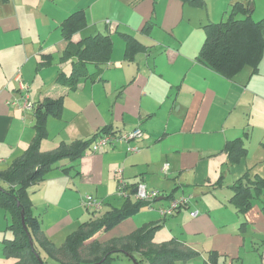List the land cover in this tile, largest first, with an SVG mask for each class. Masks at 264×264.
Returning <instances> with one entry per match:
<instances>
[{
  "label": "crops",
  "instance_id": "obj_1",
  "mask_svg": "<svg viewBox=\"0 0 264 264\" xmlns=\"http://www.w3.org/2000/svg\"><path fill=\"white\" fill-rule=\"evenodd\" d=\"M193 1L0 0V170L24 154L35 134L34 114L11 104L15 100H63L61 115L47 120L41 153L61 142L86 141L102 128L143 133L62 161L30 187L32 214L49 241H64L88 219L85 195L116 208L136 202L132 188L118 195L122 181L143 183L159 196L151 208L98 232L100 241L159 225L153 239L160 234L165 240L153 243L174 240L195 254L183 261L203 257L207 264H234L241 246L252 251L264 245V54L255 68L244 66L232 78L202 64L203 26L223 20H211L207 1ZM77 11L85 22L71 42L103 35L111 46L107 63L88 65L92 77L69 89L62 80L75 58H63L61 26ZM27 42L41 44L33 50ZM64 166L72 168L63 173ZM182 197L190 198L186 207L171 216L159 213ZM236 198L246 203L244 210ZM3 215L0 264L7 260L2 241L10 236Z\"/></svg>",
  "mask_w": 264,
  "mask_h": 264
},
{
  "label": "trees",
  "instance_id": "obj_2",
  "mask_svg": "<svg viewBox=\"0 0 264 264\" xmlns=\"http://www.w3.org/2000/svg\"><path fill=\"white\" fill-rule=\"evenodd\" d=\"M193 2L202 3V0ZM250 4L251 0L236 1L231 5L227 19L203 26L205 39L198 60L226 78H232L244 66L255 68L264 54V18L253 20ZM84 22L85 13L77 11L61 26V33L67 42L63 58H75L70 76L62 80L69 89H75L80 80L92 77L88 72V65L101 68L109 60L111 42L107 36L87 37L79 44L71 42V35L82 28ZM62 105L61 98L32 104L30 112L35 119L34 138L20 158L6 169L0 170V209L9 214L6 230L10 234L2 241L4 257L13 259V264H116L121 262L119 260L122 257V264H174L177 260L193 258L194 253L185 251L174 240L158 245L153 243V234L159 225L142 227L129 235L107 241L94 238L98 232L113 228L141 208L151 205L138 199L136 202L125 201L119 208L106 205L109 207L103 211L102 201L92 195H85L99 204V208H86L83 205V196L81 205L87 211L88 219L67 235L60 245L56 246L44 236L40 221L32 214L28 192L30 187L43 181L60 162L75 161L87 150L95 153L107 148L103 146L93 151L91 147L97 138L117 134L115 130L102 128L86 141L61 142L54 151L41 153L40 143L48 134L47 120L50 116L59 117ZM70 168L72 167L64 166L61 172L65 173ZM137 184L128 186L125 183L123 197L126 196L127 188L135 189ZM235 204L240 210L246 208V203L237 201V198Z\"/></svg>",
  "mask_w": 264,
  "mask_h": 264
},
{
  "label": "rangeland",
  "instance_id": "obj_3",
  "mask_svg": "<svg viewBox=\"0 0 264 264\" xmlns=\"http://www.w3.org/2000/svg\"><path fill=\"white\" fill-rule=\"evenodd\" d=\"M206 1L208 2L207 9L209 11V15L212 18L211 20L212 21H214V20L220 21V20L227 19L231 5L233 3H235L236 1H239V0H204L205 3H206ZM249 8L250 9L252 8L251 17L253 20L258 21V20H261L264 18V0H252V3L249 5ZM206 13L207 12L205 11V16H206ZM40 44H41L40 42H33V43L27 42V46L29 48H33V50L37 49V47L40 46ZM48 44L49 43H47V42L44 43V45H46V46ZM115 195L117 196L116 193H115ZM105 207H107L106 204H104L103 211L106 209ZM82 209L85 213L87 212L84 208H82ZM0 213L2 215L5 214L8 218V221H9V214L4 213L1 209H0ZM56 213H59V212H56ZM3 220L6 223L5 217L3 218ZM1 226H3L2 223H1ZM3 228H5V225L3 226ZM162 240H165V239L164 238L162 239L160 234H157L154 237L153 242L157 243V242H161ZM52 241L56 245H59L63 242V239H60V237H56V238L52 239ZM237 241H234L233 244H235ZM246 247H247V245L240 247L239 254L237 255L236 258H234V264H264V260L261 258L262 256H264V245H260L258 243L256 249L252 250V251H249ZM7 260L6 261L4 260V264H13V259L8 258ZM203 260H204L203 257L200 259L194 258L193 260H190L187 262H185L183 260H177V261H175L174 264H207V263H204ZM119 261H121V262H117L116 264H122L124 261V258L123 257L120 258ZM229 261H231V257H229ZM51 264H55V263L51 262ZM219 264H223V262L221 261Z\"/></svg>",
  "mask_w": 264,
  "mask_h": 264
},
{
  "label": "built area",
  "instance_id": "obj_4",
  "mask_svg": "<svg viewBox=\"0 0 264 264\" xmlns=\"http://www.w3.org/2000/svg\"><path fill=\"white\" fill-rule=\"evenodd\" d=\"M16 80L19 83V89H23V90L26 89L24 83L21 81L20 78H17ZM19 103H21V108L23 110L31 111L32 104L27 99H23V101H20V100L16 101L15 100L11 104L19 105ZM142 135H143V133L139 129L134 130L132 132H128V133H121V134H115V135H105V136L97 138V140L93 143L91 149L93 151H96L103 146H108V145L113 146V145H115L116 142H119V141L129 143L132 140H136V139L141 138ZM135 150H136V148H133V147L128 148V151H130V152L135 151ZM167 166L168 165H165L164 169H166ZM124 187H125L124 182L120 181L118 184V188H117L119 196L123 197ZM134 195H135V198L138 199L139 201H143V202H147V203L152 204V201L156 200V198L159 196V193L157 191L147 189L146 185L143 183H138L135 186ZM189 203H190V198H188V197L173 199L170 201V203L168 204L167 207L160 208L158 211L162 216H171L175 213V211L179 210L182 207H186ZM83 205L86 208H93L94 210H97L99 208V204L92 201L89 196L84 197ZM191 215L193 217H195L197 215V211H193L191 213Z\"/></svg>",
  "mask_w": 264,
  "mask_h": 264
},
{
  "label": "bare ground",
  "instance_id": "obj_5",
  "mask_svg": "<svg viewBox=\"0 0 264 264\" xmlns=\"http://www.w3.org/2000/svg\"><path fill=\"white\" fill-rule=\"evenodd\" d=\"M148 208H151V205H150V206H148Z\"/></svg>",
  "mask_w": 264,
  "mask_h": 264
}]
</instances>
